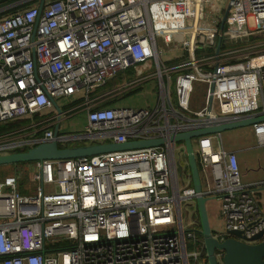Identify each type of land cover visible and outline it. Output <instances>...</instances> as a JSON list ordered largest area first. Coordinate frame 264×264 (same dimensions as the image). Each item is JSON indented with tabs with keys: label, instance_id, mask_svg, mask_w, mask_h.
Listing matches in <instances>:
<instances>
[{
	"label": "built area",
	"instance_id": "1",
	"mask_svg": "<svg viewBox=\"0 0 264 264\" xmlns=\"http://www.w3.org/2000/svg\"><path fill=\"white\" fill-rule=\"evenodd\" d=\"M39 1H19L3 10L32 4L0 17V127L30 121L0 132V155L53 140L62 147L165 143L27 163L31 189L20 172L0 179V264H205L196 211L182 214L183 206L195 209L199 195L220 203L219 241L228 231L246 243L264 236V180L242 181L237 152L226 148L222 133L193 141L200 194L184 146L169 140L264 113V40L254 42L264 36V0H44L40 11ZM227 7L226 48L216 58ZM151 66L155 72L145 75ZM131 69L138 78L94 94ZM150 79L158 88L153 108L104 106ZM197 88L203 100L195 112ZM62 98L82 101L76 105L87 115L83 132L58 129L54 137L45 127L52 99L61 111L54 110L55 125L74 112L62 111ZM251 129L264 169V122Z\"/></svg>",
	"mask_w": 264,
	"mask_h": 264
},
{
	"label": "water",
	"instance_id": "2",
	"mask_svg": "<svg viewBox=\"0 0 264 264\" xmlns=\"http://www.w3.org/2000/svg\"><path fill=\"white\" fill-rule=\"evenodd\" d=\"M44 0L39 1L38 10L42 9ZM229 7L224 11L218 26V34L215 46V56L221 49L225 20L228 14ZM53 109L58 114L61 113L56 101L51 100ZM212 104V98L209 99V107ZM264 122V113L245 117L233 121L222 122L214 125L197 128L182 133L172 135L169 140L174 143H181L184 146L187 167L191 179V185L194 191L198 194L201 193L200 171L193 149V141L196 138L223 133L239 128L251 127L254 124ZM59 126L55 125L53 129L54 137L58 134ZM163 139H150L140 141H128L122 144L115 143H85L80 145H70L62 147L53 140L50 142L39 143L26 151H18L5 155H0V167L25 164L36 161H55V160H75L80 158H87L101 154H107L117 151H125L132 149H141L149 147H159L164 145ZM264 191V188H263ZM210 199L199 195L195 198L192 206L196 209L199 230L198 234L202 238L203 247L205 250L206 264H264V236L259 234L246 242L241 241L243 238L237 231H228L224 239L219 241L214 237V232L211 229L207 211L206 203ZM221 253L218 259L217 254Z\"/></svg>",
	"mask_w": 264,
	"mask_h": 264
},
{
	"label": "rangeland",
	"instance_id": "3",
	"mask_svg": "<svg viewBox=\"0 0 264 264\" xmlns=\"http://www.w3.org/2000/svg\"><path fill=\"white\" fill-rule=\"evenodd\" d=\"M261 37L257 38L254 42L263 41L264 36ZM161 60L165 61V57L162 56ZM176 63L177 61L171 60L167 64L173 65ZM154 72L155 70L151 66L150 69L144 74L148 75V74H153ZM136 78H138V76H136L134 73V76L130 79L133 80ZM124 79H125V73L124 72L119 73L118 76L113 78L112 81L110 80L111 83L110 87H114V89L119 88L124 83ZM131 91L132 92H129L128 94L122 97H119V95H117L118 99L114 104V107L130 108V109H144V108L154 107L158 94L157 82L154 79H150L148 82H145L137 86L135 89ZM72 99L62 98V99H58L57 101L60 107H64L66 105V107L62 109V111L66 109L74 111V112H70L67 118L65 117V115H62V119L59 125L60 134H78L83 132L87 126V115L85 110L77 109L79 105L77 106L74 103L71 104L70 102L72 101ZM202 100L203 99L201 97V89L197 88L192 95L191 111L196 112L197 108H199V106L202 104ZM214 108L216 107L214 106ZM251 131H252L251 127H246V128H239L230 131H225L222 133L223 141L227 149L233 150L234 148H238L237 145L242 146V148L248 149L245 150L244 152L238 153L237 155L239 158L238 162L241 173V179L243 182L246 183L264 179V170L262 167L261 152L259 149L255 148V140L252 137ZM193 147L195 148V143H193ZM26 168H27L26 164L15 170L10 165L2 166L0 167V179L4 176L14 175L17 172H20L21 176H24V180L27 181V185L31 189L32 183L28 181L27 178L28 172L25 171ZM180 173L181 171L179 169V174ZM263 198H264V191H263ZM193 211L196 210L192 209L191 207L188 208L187 210V208L183 206L182 207L183 219L186 218V212H189L190 213L189 216H191V214H193ZM206 211L212 231L213 232L224 231V220L220 216L219 201L209 200L206 203ZM195 214L196 215L194 220L198 222L197 212Z\"/></svg>",
	"mask_w": 264,
	"mask_h": 264
},
{
	"label": "crops",
	"instance_id": "4",
	"mask_svg": "<svg viewBox=\"0 0 264 264\" xmlns=\"http://www.w3.org/2000/svg\"><path fill=\"white\" fill-rule=\"evenodd\" d=\"M217 40V39H216ZM125 73V79H124V82L126 81V80H129L130 78H132L133 76H134V71H133V69H131V70H127V71H125L124 72ZM118 76V75H117ZM113 80V79H112ZM111 80V81H112ZM109 84V86H108V84ZM106 83V85L105 86H103L102 88H100V89H98L94 94H98V95H103V94H107V93H109V92H111L112 90H114V87H110V85H111V83H110V81H108ZM132 92V91H131ZM126 94H128V93H125V94H122V95H119V97H122V96H125ZM113 97H118V96H113ZM112 97V98H113ZM112 98H110V99H112ZM110 99H107L105 102H104V106L106 105V106H112V107H114V104L116 103V101L115 102H113V103H111V104H106V103H108V101L110 100ZM118 99V98H117ZM79 101H81V100H77V99H72V101L70 102V103H74V104H80L81 102H79ZM66 106V105H65ZM55 116H56V113L54 112V110H51V111H48L45 115H44V119L45 120H48V122H47V124L45 125V127H48V128H50V127H52L51 129H54V127H55V124H56V118H55ZM34 119H39V117L37 116L36 118H34ZM29 123H30V121H28V123H26L25 125H29ZM9 124V123H8ZM24 125V126H25ZM59 125H60V123H59ZM80 144H85V143H73V144H71V145H80ZM68 146H70V145H68ZM238 146V148H234L233 150H235L236 152H237V155H238V153H241V152H244L245 150H248V149H245V148H242V146H240V145H237ZM238 161H239V158H238ZM264 170V169H263ZM262 180H264V179H262ZM257 181H260V180H257ZM253 182H255V181H253ZM247 183H252V182H247ZM21 190V189H20ZM216 219V218H215Z\"/></svg>",
	"mask_w": 264,
	"mask_h": 264
},
{
	"label": "trees",
	"instance_id": "5",
	"mask_svg": "<svg viewBox=\"0 0 264 264\" xmlns=\"http://www.w3.org/2000/svg\"><path fill=\"white\" fill-rule=\"evenodd\" d=\"M19 1H22V0H0V17L3 16V15H5V14L14 13L18 9H20L21 7H24V6H27V5L32 4V3H27V4L22 5V6H16V7L10 8V9L3 10L4 8H6V7L10 6V5H13V4H15V3L19 2ZM1 10H3V11H1ZM225 48H226V45L223 42L222 45H221V50L223 51ZM208 51H209V53L211 52V50H208ZM108 86H109V84H108ZM116 100H117V98L116 97L115 98L113 97L106 104L107 105L108 104H111V103L115 102ZM79 102H82V101H79ZM36 117L37 116H35L34 118H36ZM28 121L29 120H23V121L12 122V123H9L7 125L5 124L4 126L0 127V132L1 131H6V130H9V129H14V128L18 127V126L25 125L26 123H28ZM26 150L27 149H24L22 151H26ZM25 164H27V163H25ZM25 164H23V163L22 164H14V165H10V166H12L14 168V170H15V169H17L19 167H22ZM4 177H6V176H4ZM4 177H2L1 179H3ZM21 192H23V191H21ZM198 237H199V239L201 240V243H202L201 236L198 235ZM200 246H201L200 251H201V254H202V258L204 259V261H205L204 263L206 264V257H205V250H204V247H203V243ZM197 247L199 248V245H197Z\"/></svg>",
	"mask_w": 264,
	"mask_h": 264
}]
</instances>
